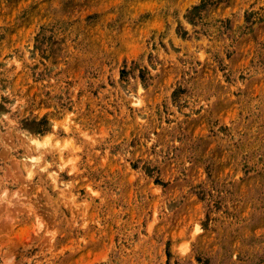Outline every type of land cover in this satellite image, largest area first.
<instances>
[{
    "label": "rangeland",
    "instance_id": "1",
    "mask_svg": "<svg viewBox=\"0 0 264 264\" xmlns=\"http://www.w3.org/2000/svg\"><path fill=\"white\" fill-rule=\"evenodd\" d=\"M0 264H264V0H0Z\"/></svg>",
    "mask_w": 264,
    "mask_h": 264
},
{
    "label": "bare ground",
    "instance_id": "2",
    "mask_svg": "<svg viewBox=\"0 0 264 264\" xmlns=\"http://www.w3.org/2000/svg\"><path fill=\"white\" fill-rule=\"evenodd\" d=\"M31 160H33L32 158H31ZM34 162L36 161V159L35 160H33ZM34 162H33V164H34ZM38 162V161H37ZM37 163H35V165H36Z\"/></svg>",
    "mask_w": 264,
    "mask_h": 264
}]
</instances>
